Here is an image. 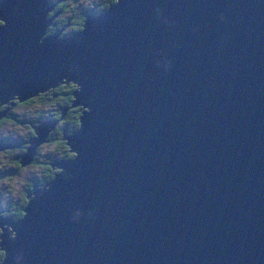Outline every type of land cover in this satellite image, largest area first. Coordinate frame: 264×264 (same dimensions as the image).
I'll list each match as a JSON object with an SVG mask.
<instances>
[{
  "label": "water",
  "instance_id": "1",
  "mask_svg": "<svg viewBox=\"0 0 264 264\" xmlns=\"http://www.w3.org/2000/svg\"><path fill=\"white\" fill-rule=\"evenodd\" d=\"M56 1L0 0V102L81 105L0 264H264V0H113L61 35Z\"/></svg>",
  "mask_w": 264,
  "mask_h": 264
},
{
  "label": "flooded vegetation",
  "instance_id": "2",
  "mask_svg": "<svg viewBox=\"0 0 264 264\" xmlns=\"http://www.w3.org/2000/svg\"><path fill=\"white\" fill-rule=\"evenodd\" d=\"M81 1L82 0H57L52 5V7L48 9L46 12V16L49 17L57 8H59V11L51 18L50 23L46 26L45 32H52L58 29L66 21H68L69 23H66L63 26V28L59 30L60 35L63 34L62 32L77 29L74 27V25L79 22L80 18L73 20L72 16L75 14L76 6H74V4L77 2H81ZM112 1L113 0H107L106 5L104 4L105 7L109 4V2H112ZM99 2L100 1H92L89 5L83 4V6H80L79 12H84V11H81V9L84 6L92 7L88 10L89 13L97 12L98 11L97 7L102 6V5H99ZM72 8H73V11L69 14L70 17L67 15L68 18L65 21H62L61 20L62 16H60V14L63 13L64 11L65 13H68ZM71 27H73L74 29H72ZM68 82H60L52 87H48L43 92H39L41 94L37 93L35 95L26 97L27 99L30 97H33V98L31 100L29 99L28 102L21 104L22 107H26L25 110L29 111L30 109L32 112L37 113V115L40 113L39 112L40 110H44L45 115H38L35 117L36 120L35 119L33 121L28 120V122L21 121L20 123H17V124L13 122H6V124L0 123V165L7 166L6 165L7 162L9 161L13 162V165H8L10 166V168H5V167L0 166L1 167L0 168V215L1 216H7L11 214L12 219L17 217L16 215L13 214L10 208L5 206V202H8L10 198L13 199V196L17 198V195H19L21 197V195L23 196L22 193L27 194V192L32 189V188H29L28 184H33L34 182L29 183V181L26 180V179L28 180L30 179L29 176L35 175L37 172L39 173L42 171L44 173L43 175L48 174L51 176L60 170L59 166L52 163L53 160L57 158H64V159L69 158V157H62L61 155H63V153L55 151L54 149L51 148V145H52L51 141L52 139L53 140L55 139V135H53V130L56 129L57 126H59L60 122L65 120V118L67 117L69 108L77 109V111H79V114H80L81 105L67 106L64 109L62 114L54 115V113H50V111L52 110V105L49 104V101L51 100V96H53L52 92L54 88L59 84H67ZM44 94H47L46 96L49 98L41 101V98L44 96ZM13 98H16V97H10L7 100H10ZM26 98L22 100H26ZM42 102L44 104L40 106ZM65 105H68V104L64 103L62 107ZM45 119L55 120L54 125L48 129V131L46 132V134L44 135L42 139L43 141L41 140L38 142V146L36 149L38 150L37 154L31 155V157L28 158V160L21 162L19 160V157H20V154L24 152L23 150L26 149V146L29 144V143L27 144V141H28L27 139L29 138V136H32L35 134L33 126L37 123V121H41L45 123ZM19 126H22L23 130H21ZM63 130L65 131L66 129H63ZM68 133L70 132H67L66 130V132L62 134L61 139L63 140V145L65 146V148H67L66 153L71 154L73 153V151L70 149V146L67 143V140L65 138V136ZM20 135H22L23 137H21ZM66 144L68 145L69 149L68 147H66L67 146ZM38 155L40 156V158H38ZM17 161H18V164H17ZM24 168H27V170L30 171L27 177H25L23 174ZM49 178L51 177H47L45 182H43L42 184L46 183V181ZM36 181H41V180L38 179ZM36 181H35V186L42 185V184L36 183ZM8 228H9V225H8ZM0 230H1V227H0ZM0 249L2 250L1 247Z\"/></svg>",
  "mask_w": 264,
  "mask_h": 264
},
{
  "label": "trees",
  "instance_id": "3",
  "mask_svg": "<svg viewBox=\"0 0 264 264\" xmlns=\"http://www.w3.org/2000/svg\"><path fill=\"white\" fill-rule=\"evenodd\" d=\"M99 1H100L99 5H102L103 7H105L107 0H99ZM76 4L77 3L74 4V6H76V8H75V14L72 16V19L75 20V19L80 18L79 22L74 25L75 28H79L81 25V22L85 16L84 12L85 13H89V12L88 11L79 12L80 6H77ZM83 4H84L83 2L80 3L81 6H83ZM72 11H73V8L68 13H65V11L63 13H61L60 14V16H62L61 20L65 21L68 18V16L70 17L69 14ZM71 28L74 29L73 27H71ZM75 86H76V84H73L72 82H68L67 84H59L54 88V90L52 92L53 96H51V100L49 101V104L52 105V110L50 111V113H54V115H58L62 105L64 103L69 104L71 102V98H72L71 91L75 88ZM39 94H41V93H39ZM46 95L47 94H44V96L42 95L43 97L41 98V101L49 98ZM32 98L33 97H30L28 99L26 98V100H18L16 98H13L10 100L6 99V100L0 102V123L6 124V122H13V123L17 124V123H20L21 121L22 122H24V121L28 122V120H32V121L34 119L36 120L35 117L38 115H45L44 110H40L39 111L40 113L37 115V113L32 112L30 109L28 111V110H25L26 107L21 106L22 103L28 102V100L29 99L31 100ZM78 116H79V111H77V109L69 108L68 114H67V117L65 118V120L60 122L59 126H57V128L53 130V135H55V139L54 140L52 139V141H51V143H52L51 148L54 149L55 151L63 153V155H61L62 157L73 156V153H71V154L66 153L67 148H65V146L63 145V140L61 139V136L63 133L66 132V130H67V132H72L75 128H77ZM63 129H66V130L64 131ZM20 136L23 137L22 135H20ZM27 144H28V141H27ZM66 147H68V145ZM68 149H69V147H68ZM17 164H18V161H17ZM6 165L7 166H3V165H0V166L5 167V168H10V166H8V165H13V162L9 161L6 163ZM57 170H59V169H57ZM43 174L44 173L42 171L39 173L37 172L35 175L29 176L30 179L29 180L26 179V180L29 181V183L34 182L33 184H28L29 188H34L36 180L40 179L41 181H36V183L42 184L43 182H45L47 177H52V176H54L55 173L51 176L48 174H46V175H43ZM18 194H19V192H18ZM22 194L25 197H23L22 195H21V197L19 195H17L18 200L15 196H13V199L10 198V200H8V202H5V206L10 208V210L13 212V214L16 215L17 217L21 216L23 214V206L27 200L26 194L25 193H22ZM2 255H3V250L0 249V260L2 258Z\"/></svg>",
  "mask_w": 264,
  "mask_h": 264
},
{
  "label": "rangeland",
  "instance_id": "4",
  "mask_svg": "<svg viewBox=\"0 0 264 264\" xmlns=\"http://www.w3.org/2000/svg\"><path fill=\"white\" fill-rule=\"evenodd\" d=\"M92 1H99V0H82V2L86 5H89ZM82 2H77V6H81L80 5V3H82ZM70 82H72L73 84H75L73 81H71V80H69ZM44 91V90H43ZM43 91H39V92H43ZM38 92V93H39ZM37 94V93H36ZM35 95V94H34ZM44 103H41L40 104V106H42ZM63 111H64V109H63V107H61V109H60V111H59V114H62L63 113ZM60 117V116H59ZM51 123V122H50ZM48 124V123H47ZM19 128L21 129V130H23V128H22V126H19ZM47 128L49 129L50 127L49 126H47ZM48 129H47V131H48ZM46 131V132H47ZM44 137V136H43ZM43 141V140H42ZM37 146H38V143L35 145V147H33V151H32V153H31V155H35V154H37V151L38 150H36L37 149ZM39 151H41V150H39ZM38 158H40V156L38 155ZM29 170H27V168H24L23 169V174H24V176L25 177H27V175L29 174Z\"/></svg>",
  "mask_w": 264,
  "mask_h": 264
},
{
  "label": "clouds",
  "instance_id": "5",
  "mask_svg": "<svg viewBox=\"0 0 264 264\" xmlns=\"http://www.w3.org/2000/svg\"><path fill=\"white\" fill-rule=\"evenodd\" d=\"M159 11H160V10L157 9V12H159ZM220 18H221L222 20L224 19V17H223L222 14H221V17H220ZM158 66H159V62H158ZM164 66H165V70H166V71L169 70V69L171 68V61L165 59V61H164ZM92 215H93V213L89 212V216H92ZM80 216H81V213H80L79 211H77V212L75 213V215L73 216V220H74V221L79 220ZM20 258H21L20 256H17L15 259H16L17 261H19Z\"/></svg>",
  "mask_w": 264,
  "mask_h": 264
}]
</instances>
